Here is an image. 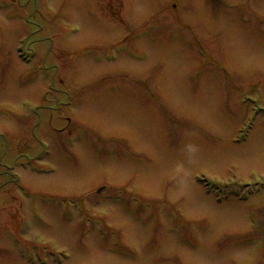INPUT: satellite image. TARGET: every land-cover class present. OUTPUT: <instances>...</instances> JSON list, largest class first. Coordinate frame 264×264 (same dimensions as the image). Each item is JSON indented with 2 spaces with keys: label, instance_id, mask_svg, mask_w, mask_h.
Returning a JSON list of instances; mask_svg holds the SVG:
<instances>
[{
  "label": "rangeland",
  "instance_id": "rangeland-1",
  "mask_svg": "<svg viewBox=\"0 0 264 264\" xmlns=\"http://www.w3.org/2000/svg\"><path fill=\"white\" fill-rule=\"evenodd\" d=\"M9 1L0 264H264V0Z\"/></svg>",
  "mask_w": 264,
  "mask_h": 264
},
{
  "label": "bare ground",
  "instance_id": "bare-ground-1",
  "mask_svg": "<svg viewBox=\"0 0 264 264\" xmlns=\"http://www.w3.org/2000/svg\"><path fill=\"white\" fill-rule=\"evenodd\" d=\"M117 60V59H116ZM243 142H241V144H242Z\"/></svg>",
  "mask_w": 264,
  "mask_h": 264
}]
</instances>
